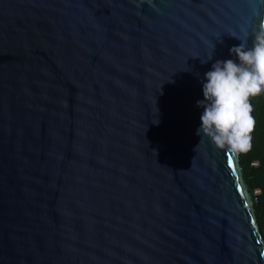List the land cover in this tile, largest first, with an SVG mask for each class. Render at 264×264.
<instances>
[{"label":"water","instance_id":"water-1","mask_svg":"<svg viewBox=\"0 0 264 264\" xmlns=\"http://www.w3.org/2000/svg\"><path fill=\"white\" fill-rule=\"evenodd\" d=\"M261 20L264 0H0V264H264L240 156L196 134L204 73Z\"/></svg>","mask_w":264,"mask_h":264},{"label":"clouds","instance_id":"clouds-1","mask_svg":"<svg viewBox=\"0 0 264 264\" xmlns=\"http://www.w3.org/2000/svg\"><path fill=\"white\" fill-rule=\"evenodd\" d=\"M229 35L241 43L230 49L232 59L216 60L204 73V99L197 101L203 112L196 134L201 142L207 138L218 150L239 157L253 151L257 119L252 100L264 96V20L251 33L245 30L243 39ZM214 53L215 45L201 64L213 60Z\"/></svg>","mask_w":264,"mask_h":264},{"label":"trees","instance_id":"trees-1","mask_svg":"<svg viewBox=\"0 0 264 264\" xmlns=\"http://www.w3.org/2000/svg\"><path fill=\"white\" fill-rule=\"evenodd\" d=\"M257 128L253 135V151L240 155L245 181L254 198V213L264 240V96L253 98ZM258 162V166L253 163Z\"/></svg>","mask_w":264,"mask_h":264},{"label":"built area","instance_id":"built-area-1","mask_svg":"<svg viewBox=\"0 0 264 264\" xmlns=\"http://www.w3.org/2000/svg\"><path fill=\"white\" fill-rule=\"evenodd\" d=\"M254 166H258V162L253 163Z\"/></svg>","mask_w":264,"mask_h":264}]
</instances>
